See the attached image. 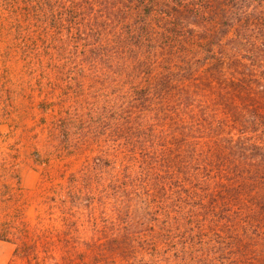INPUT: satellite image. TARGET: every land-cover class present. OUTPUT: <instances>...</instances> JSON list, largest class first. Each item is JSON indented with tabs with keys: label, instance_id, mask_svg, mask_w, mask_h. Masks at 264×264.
Listing matches in <instances>:
<instances>
[{
	"label": "trees",
	"instance_id": "trees-1",
	"mask_svg": "<svg viewBox=\"0 0 264 264\" xmlns=\"http://www.w3.org/2000/svg\"><path fill=\"white\" fill-rule=\"evenodd\" d=\"M79 166L10 264H264V0H0Z\"/></svg>",
	"mask_w": 264,
	"mask_h": 264
},
{
	"label": "rangeland",
	"instance_id": "rangeland-1",
	"mask_svg": "<svg viewBox=\"0 0 264 264\" xmlns=\"http://www.w3.org/2000/svg\"><path fill=\"white\" fill-rule=\"evenodd\" d=\"M12 16L0 7V264H10L15 244L3 224L17 215L34 221L61 168L79 166L64 152L50 115L55 89L28 64Z\"/></svg>",
	"mask_w": 264,
	"mask_h": 264
}]
</instances>
